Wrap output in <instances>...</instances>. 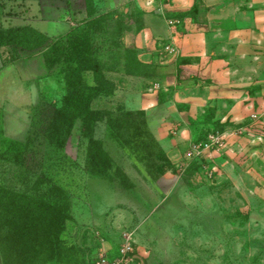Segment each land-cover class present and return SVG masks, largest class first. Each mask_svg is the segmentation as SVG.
I'll use <instances>...</instances> for the list:
<instances>
[{
  "label": "rangeland",
  "instance_id": "374dc122",
  "mask_svg": "<svg viewBox=\"0 0 264 264\" xmlns=\"http://www.w3.org/2000/svg\"><path fill=\"white\" fill-rule=\"evenodd\" d=\"M50 1L0 0V29L48 38L23 51L0 47L7 61L16 57L0 68V264H94L100 255L115 264H264V41L237 57L239 99L168 106L157 64L131 42L156 6L89 0L90 18L88 0H52L64 10L45 12ZM60 14L69 24L44 19ZM89 20L97 32L85 57L70 36H83ZM221 60L230 69L236 59ZM94 82L99 144L79 134V120L53 143L50 103L60 107L64 85ZM177 111L185 121L167 120Z\"/></svg>",
  "mask_w": 264,
  "mask_h": 264
},
{
  "label": "crops",
  "instance_id": "0c3cea01",
  "mask_svg": "<svg viewBox=\"0 0 264 264\" xmlns=\"http://www.w3.org/2000/svg\"><path fill=\"white\" fill-rule=\"evenodd\" d=\"M51 1L48 8H42L45 12L50 8L64 10L62 6L53 7ZM136 3L142 10L151 11L155 6L151 0H137ZM165 10L167 15L176 14L171 15V18L180 16L179 26L169 27L159 13H147L145 28L131 40L140 51L139 58L155 62L157 77L169 85L171 91L163 94L161 102L169 106L189 99L191 103L203 105L215 99H239L238 95L241 94L238 91L242 88V82L238 78L242 71L237 57L254 53L255 49L251 53L241 50L248 42L257 46V42L264 41V0H171ZM61 15L44 19L50 22L60 19L62 23L69 24ZM161 41H164L163 44H172L178 54L162 52V47L159 50L156 43ZM229 56L236 59L232 61L230 69L229 63L221 60V57ZM0 59L1 68L2 54ZM134 81L143 83L146 79L137 77ZM148 100L143 101L141 97L140 106L146 105ZM177 113L166 116L167 120L175 116L181 118V122L185 121L182 117L184 114L179 111Z\"/></svg>",
  "mask_w": 264,
  "mask_h": 264
},
{
  "label": "trees",
  "instance_id": "16d2710c",
  "mask_svg": "<svg viewBox=\"0 0 264 264\" xmlns=\"http://www.w3.org/2000/svg\"><path fill=\"white\" fill-rule=\"evenodd\" d=\"M86 7H87L86 17L91 18L95 13V11L89 0L87 1ZM177 17L179 18L180 16ZM96 26H97L96 22H94L93 20H89L88 23L86 24V28L83 30V36L86 37L87 40L82 36V33L72 34L70 36V40L77 42L76 45H71V49L77 55L85 56V57L87 55H91L90 53L87 52L86 49L90 47L89 45L90 42L88 40V38L90 37L89 32H93V33L97 32ZM27 30L28 28L25 26L15 29L14 28L4 29V30L0 29V47L1 48L6 47V45L8 46L11 45L13 47L19 46L20 51H23L29 49V47H33L31 45L32 44L31 40L35 43L34 46L37 47L40 46L41 43H44L46 40H48V38L45 37L46 35L43 32L41 33L34 32L36 33L37 38L40 39L39 41L33 38L31 39L28 37ZM9 36H11V39H7ZM41 37H43V40H41ZM62 47L63 46H60V54L62 53L64 54L66 50L64 49V47L63 48ZM15 58L16 57H13L12 59L7 61L6 58L4 57L1 67L14 61ZM97 63H99L98 58L95 59L96 66ZM96 66H93L92 68L93 70L92 69L91 70L93 73V77L96 78V82H97L99 77V72L96 69ZM74 73L76 76V72H73V75ZM77 85L79 86H75V88H73L72 86L67 87V85H64L65 93L59 99L60 107L54 103H50L51 111L49 112L48 115L45 132L53 143H58L61 139L65 140L67 136L70 134L69 131L70 129H72L74 120H79L80 121L79 134L84 138H87L89 140V143L93 144V146H97L99 143L97 142V140L93 138V129H94L95 121L97 120L98 112L97 110H93L90 107V102L92 98H94V95H91V93L95 90H98L97 88L98 84L94 82L93 85H81V83H78ZM55 101L58 102L57 100ZM91 156L92 153L90 154V157Z\"/></svg>",
  "mask_w": 264,
  "mask_h": 264
},
{
  "label": "built area",
  "instance_id": "2783aa9c",
  "mask_svg": "<svg viewBox=\"0 0 264 264\" xmlns=\"http://www.w3.org/2000/svg\"><path fill=\"white\" fill-rule=\"evenodd\" d=\"M151 1L155 3V6H156L155 9H156L157 13H159L160 15H162L164 17V19H165V21L169 27H173L180 22V20L178 18L166 17L165 6L171 0H151ZM162 52H165V53L170 54V55L178 54V50L172 44H169V43L162 45ZM160 87H161V84L159 82H155L150 89L154 91V90L159 89ZM199 147H200V145L194 144V146L192 147V151L196 152V150H197V152H198ZM128 248H130V247L127 246L126 250ZM94 264H115V263L110 261V260H107L102 255H100Z\"/></svg>",
  "mask_w": 264,
  "mask_h": 264
}]
</instances>
